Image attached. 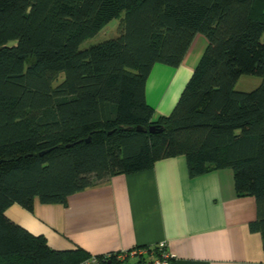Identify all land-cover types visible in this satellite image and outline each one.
I'll return each instance as SVG.
<instances>
[{
    "label": "trees",
    "instance_id": "1",
    "mask_svg": "<svg viewBox=\"0 0 264 264\" xmlns=\"http://www.w3.org/2000/svg\"><path fill=\"white\" fill-rule=\"evenodd\" d=\"M114 19L116 36L82 47ZM196 34L204 52L155 119L147 78L155 64L178 66ZM242 75L261 82L236 90ZM178 155L192 177L232 171L236 195L255 199L250 227L264 243V0H0V264H93L80 247L51 248L6 208L65 204Z\"/></svg>",
    "mask_w": 264,
    "mask_h": 264
},
{
    "label": "crops",
    "instance_id": "2",
    "mask_svg": "<svg viewBox=\"0 0 264 264\" xmlns=\"http://www.w3.org/2000/svg\"><path fill=\"white\" fill-rule=\"evenodd\" d=\"M206 45L196 34L178 66H153L145 93L154 115L170 113ZM5 215L57 250L80 247L97 256L141 248L150 258L147 247L164 242L172 264H264L261 234L250 227L254 197L236 195L228 168L190 176L182 155L111 176L65 204L36 199L29 211L13 203Z\"/></svg>",
    "mask_w": 264,
    "mask_h": 264
},
{
    "label": "built area",
    "instance_id": "3",
    "mask_svg": "<svg viewBox=\"0 0 264 264\" xmlns=\"http://www.w3.org/2000/svg\"><path fill=\"white\" fill-rule=\"evenodd\" d=\"M158 249L161 252L160 256H154L152 258H147L146 251L141 248H132L129 250H124L115 253L103 254L102 258L105 260H109V258L113 255L117 261L121 264H172V255L165 249V243L160 242L157 245ZM89 263L100 264L96 256H92Z\"/></svg>",
    "mask_w": 264,
    "mask_h": 264
},
{
    "label": "rangeland",
    "instance_id": "4",
    "mask_svg": "<svg viewBox=\"0 0 264 264\" xmlns=\"http://www.w3.org/2000/svg\"><path fill=\"white\" fill-rule=\"evenodd\" d=\"M118 22H119L118 19H114V20L110 21L95 36L84 40V42L82 43V47L83 46H88V45L93 44V43L100 42V41H102V40H104L106 38H109V37L116 36L117 31H118V28H117L118 27ZM157 65L168 66V65H164V64H160V63L159 64H155V66H157ZM260 82H261V79L258 76H254V75H242L237 80L234 88L236 90L250 91V90L254 89L255 87H257L260 84ZM180 90H181V88L179 89L178 93L182 91V90L181 91ZM174 95H176V97L178 96V94H174ZM174 95H173V97H174ZM157 117H158V115H154V118L155 119Z\"/></svg>",
    "mask_w": 264,
    "mask_h": 264
},
{
    "label": "water",
    "instance_id": "5",
    "mask_svg": "<svg viewBox=\"0 0 264 264\" xmlns=\"http://www.w3.org/2000/svg\"><path fill=\"white\" fill-rule=\"evenodd\" d=\"M138 130H140V129L138 128ZM150 131H153V129H152V128H150Z\"/></svg>",
    "mask_w": 264,
    "mask_h": 264
}]
</instances>
